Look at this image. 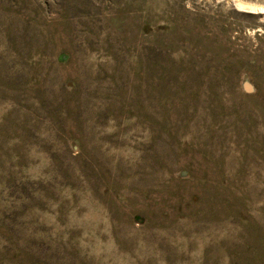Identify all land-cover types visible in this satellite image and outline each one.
Instances as JSON below:
<instances>
[{
    "label": "rangeland",
    "instance_id": "374dc122",
    "mask_svg": "<svg viewBox=\"0 0 264 264\" xmlns=\"http://www.w3.org/2000/svg\"><path fill=\"white\" fill-rule=\"evenodd\" d=\"M0 264H264V14L0 0Z\"/></svg>",
    "mask_w": 264,
    "mask_h": 264
},
{
    "label": "bare ground",
    "instance_id": "6f19581e",
    "mask_svg": "<svg viewBox=\"0 0 264 264\" xmlns=\"http://www.w3.org/2000/svg\"><path fill=\"white\" fill-rule=\"evenodd\" d=\"M231 2H234L237 7L240 9L247 11V12H253L255 14H264V6L258 5L256 3H250L245 0H228Z\"/></svg>",
    "mask_w": 264,
    "mask_h": 264
}]
</instances>
